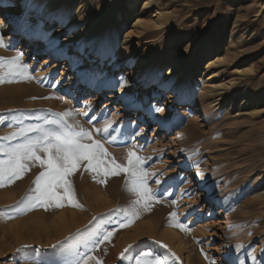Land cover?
I'll return each instance as SVG.
<instances>
[{"label": "rangeland", "instance_id": "1", "mask_svg": "<svg viewBox=\"0 0 264 264\" xmlns=\"http://www.w3.org/2000/svg\"><path fill=\"white\" fill-rule=\"evenodd\" d=\"M145 2L127 11V0H44L28 12L21 3L20 13L41 41L37 52L28 44L23 46L29 51H21L0 28L6 45L0 47L5 60L0 75L8 71V60L23 53L32 76L13 82L5 76L0 83V138L17 131L21 122L64 119L103 144L106 164L114 158L127 165L129 149L144 158L143 166L154 174L149 186L159 197L120 228L117 221L126 222L125 216L114 210L129 209L138 198L128 175L96 174L80 166L72 186H83L80 178L89 176L78 194L80 203L40 216L30 198L45 168L30 161L22 178L0 187V264H69L79 259L77 249L80 256L93 257L89 264L97 259L136 264L149 251L167 260L168 252L154 241L175 253V264H264V50L258 47L264 45V0H157L163 8L159 15L155 0ZM193 25L195 34L187 31ZM207 46L213 47L211 53ZM227 50L230 55L256 52L254 79L233 73L244 63L211 64ZM48 51L57 59L46 62ZM67 54L73 56L69 65ZM141 57L144 68L134 76ZM142 75L148 83L141 82ZM65 113L70 115H55ZM109 122V132L96 131ZM20 142L0 139L5 148ZM6 159L0 152V160ZM193 166L203 176L192 174ZM108 231L114 235L103 241ZM97 241L102 242L93 251Z\"/></svg>", "mask_w": 264, "mask_h": 264}, {"label": "snow or ice", "instance_id": "2", "mask_svg": "<svg viewBox=\"0 0 264 264\" xmlns=\"http://www.w3.org/2000/svg\"><path fill=\"white\" fill-rule=\"evenodd\" d=\"M0 47H6L3 42V37L0 36ZM23 53L7 61L8 71L0 75V83L5 82V76L9 79L7 82H13V79L18 76L26 75L29 79L32 78L30 71L26 65L22 63ZM5 66L4 58H0V67ZM125 84V81H121ZM135 101V98H132ZM162 109L156 108L159 112ZM56 116L66 117L70 113L55 114ZM4 122L3 114H0V123ZM50 126V127H46ZM111 123L109 122L103 129H97V132H109ZM31 133H36L31 136ZM0 139L5 141L21 140L23 142L9 145L7 148L0 144V152L7 153L6 160H0V187L5 186L6 183H12L16 179H20L23 173L28 170V162H39L41 167L45 168L35 181V192L37 195L30 198L34 201L33 207L41 206H55L57 208L63 207L65 202L73 204L75 194L73 190L70 177L78 170V167L84 166L96 174L103 172L104 175L111 174L112 176H119L121 173L128 175V183L131 191L137 195V200L133 207L129 209L118 208L114 211L122 213L125 216L126 222L117 221L120 228L128 227L134 219L139 217L140 209H147L151 206L153 201L159 202V197L153 192L149 186V176L154 175L149 173L143 166L145 161L137 153L129 149L127 153V165L117 163L113 158L108 164L105 163V157L109 154L107 149L99 141L93 140L89 130L83 128H75L68 125L64 119H43L42 123L37 124H23L18 125L17 131L11 132L9 135ZM115 140V137H112ZM86 141H92L88 143ZM41 153L46 154V158ZM203 176V173H197V177ZM155 183H161L160 180H155ZM175 203V201H173ZM111 213H109L110 215ZM170 218L175 217V213H170ZM95 219V218H94ZM177 227L187 230L184 224H177ZM114 235L113 231L106 232L102 240L107 241ZM102 241H97L95 247ZM159 247L168 252V259L162 258L159 254L152 252H145L136 260V264H175L178 261L175 253H172L166 244L160 241H154ZM132 246L126 248L120 254L121 259L125 258V253L129 251ZM240 247V246H237ZM203 251V250H201ZM75 256L79 259H73L69 264H89L93 257L89 254L80 256L78 249L75 250ZM97 264H102L97 259Z\"/></svg>", "mask_w": 264, "mask_h": 264}, {"label": "bare ground", "instance_id": "3", "mask_svg": "<svg viewBox=\"0 0 264 264\" xmlns=\"http://www.w3.org/2000/svg\"><path fill=\"white\" fill-rule=\"evenodd\" d=\"M43 1L44 0H18V1H16V2H12V3H10V4H8V3H6V1L4 2V1H1L0 0V28H2V30H4L5 29V31L7 32V33H9L11 36H12V38L14 39V40H16V42H17V44H19L20 45V47H19V49L21 50V51H24L25 53L26 52H28L29 51V49L28 48H25L23 45H25V44H28L29 46H30V48H32V49H34L36 52L39 50L38 49V44L41 42L40 40H39V38H38V35H33V33H31L32 32V29H31V27H29L28 26V24H27V20H26V15L25 14H21L20 13V4L22 3V4H24L25 5V7H26V12H28V11H31L32 10V8H38L39 6H41V4L43 3ZM157 0H155V2H156ZM139 2V0H127V4H126V7H127V11H132L133 9H135L136 8V6H137V3ZM153 2V1H152ZM150 3V0H146V2L144 3L145 5L146 4H149ZM156 11L158 12V15L159 14H162V12H163V8H162V6L159 4V3H157L156 2ZM122 16V14H119V18ZM215 17V16H214ZM123 18V17H122ZM158 19H160V17L158 18ZM140 20V19H139ZM138 20V21H139ZM216 20V19H215ZM214 20V21H215ZM141 24L142 25H148V24H144V23H142L141 22ZM157 24H159V20H157V21H155V22H153V23H151V25H157ZM242 23H240L237 27L239 28L240 27V25H241ZM210 27L208 26V27H206L205 29H203L201 32H200V37H203V36H205L206 35V33H207V30L209 29ZM187 31L189 32V33H192V34H195L196 33V31H197V26L196 25H193V26H189L188 27V29H187ZM225 33H223L222 34V38H225ZM11 38V37H10ZM124 41H126L125 39H124ZM220 41H222V40H220ZM126 43V42H125ZM22 44V45H21ZM233 44V40L231 39L230 41H229V45L231 46ZM44 46H45V44H44ZM258 47L260 48L259 50H264V45H258ZM212 46H207L206 47V51L208 52V53H211V51H212ZM255 53L256 52H251V53H244V52H241L240 50H233V53H232V55H230V53L228 52V50L224 53V56H219V55H216L215 57H218V59L217 60H215L216 62H211V64H215V63H224V62H226V61H228L229 63V65L231 66V65H236V64H238V63H244L242 66H235L234 67V70H233V73H240L241 75H240V77H241V79L243 78V77H245L244 78V80H246V81H249V80H252V79H254V75H253V73H255L256 72V70L258 69V66H259V63L257 62V60H255V57H254V55H255ZM49 58H55V59H57V57L54 55V53L52 52V51H48V59L46 60V62H48L49 61ZM213 58V57H212ZM212 58H210V60L209 61H213V59ZM73 59V56L72 55H70V54H67V65H69V63H71V60ZM145 60V59H144ZM143 60V58L141 57L140 58V61L138 62V64H137V66L136 67H134L133 68V71L131 72L132 73V75H134V76H139V74H140V70L141 69H143L144 67H141V65H143V64H145V61ZM45 63V62H44ZM81 63H82V68L83 69H86L87 68V62L83 59L82 61H81ZM146 66V65H145ZM175 67V66H174ZM173 67V68H174ZM146 68V67H145ZM78 71H76L75 72V75H78ZM92 75V74H91ZM90 75V76H91ZM145 75H142L141 77H140V80H141V82L142 83H148V82H146V80H144L143 79V77H144ZM170 78H171V76L168 78V81H170ZM162 82V81H161ZM242 82V81H241ZM158 83H159V81H158ZM168 83V82H167ZM241 84V83H240ZM122 91H125L124 92V94H123V96H125L126 94H127V89H122ZM172 94L174 95V98L175 97H178L179 96V94L177 93V91L173 88L172 89ZM195 101H193V103H194ZM196 103V102H195ZM186 109H189V107H186ZM79 172V171H78ZM197 173H201V169L200 168H198L197 166H193L192 167V174H194V175H197ZM40 175V174H39ZM38 175V176H39ZM37 176V177H38ZM73 176H76V175H74V173L71 175V183H74V181L72 182V180H74V179H76V178H74ZM88 175H84L82 178H80V179H82L81 181V183L83 184V186L86 184V183H83V182H86V180L88 179ZM78 178V177H77ZM77 180V179H76ZM36 181V180H35ZM78 181V180H77ZM76 182V181H75ZM258 182V181H257ZM74 184H77V183H74ZM74 184H72V185H74ZM23 185V184H22ZM83 186H77V185H75V186H73V190H74V194H75V199H74V202H73V204H69V203H67V202H65V204H64V206L63 207H72V206H75L76 204H79L80 203V201L82 200V199H78V194H79V192L80 191H82V189H84V188H81V187H83ZM88 186V185H87ZM35 187H36V185H35ZM78 191V192H77ZM35 192V191H34ZM35 196L37 195V193L35 192V194H34ZM79 195H81V194H79ZM258 196H260V197H263V194L261 195V194H257ZM13 196V195H12ZM12 196H9L8 198H9V201L10 200H12L13 199V197ZM34 196V197H35ZM101 196V195H100ZM10 197H12V198H10ZM79 198H80V196H79ZM102 198V197H101ZM107 201V200H106ZM81 205V204H80ZM109 205H111L110 203H109ZM101 206V205H100ZM103 206V205H102ZM53 207H55V206H48V207H41V206H37L36 208H37V211H38V213H39V215L40 214H42L43 216H44V214H48V211L51 209V208H53ZM62 207V208H63ZM105 208V207H104ZM63 213V212H62ZM74 213H72V215H73ZM35 215V214H34ZM36 215H38L37 213H36ZM38 215V216H39ZM42 215H40V216H42ZM63 215H65V214H63ZM61 216V215H60ZM59 216V217H60ZM33 217H35V216H33ZM37 217V216H36ZM58 217V218H59ZM64 217V216H63ZM39 218V217H38ZM46 218V217H45ZM40 219V218H39ZM42 219V218H41ZM43 219H44V217H43ZM85 219V218H84ZM59 220H63V218H61V219H59ZM84 221H86V220H84ZM61 222V221H60ZM83 222V221H82ZM79 223V222H78ZM72 224V223H71ZM74 224V223H73ZM64 225H66V223L64 224ZM29 223H25L24 224V228H25V230H28V228H29ZM34 226V225H33ZM31 228V227H30ZM66 228V227H65ZM71 228V227H70ZM67 229V228H66ZM65 229V230H66ZM68 230V229H67ZM59 231H60V229H59ZM64 232V231H63ZM5 233V232H4ZM142 233H144V232H142ZM166 232H164L163 234H165ZM171 233V232H170ZM139 234H140V232H139ZM147 234V233H146ZM131 236V235H130ZM140 236V235H139ZM131 238V237H130Z\"/></svg>", "mask_w": 264, "mask_h": 264}]
</instances>
